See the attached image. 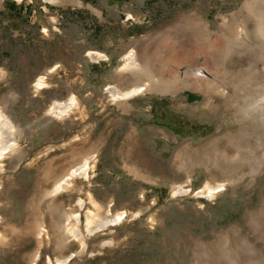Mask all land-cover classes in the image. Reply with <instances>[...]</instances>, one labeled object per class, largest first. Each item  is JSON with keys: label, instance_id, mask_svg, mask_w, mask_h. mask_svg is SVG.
Wrapping results in <instances>:
<instances>
[{"label": "rangeland", "instance_id": "374dc122", "mask_svg": "<svg viewBox=\"0 0 264 264\" xmlns=\"http://www.w3.org/2000/svg\"><path fill=\"white\" fill-rule=\"evenodd\" d=\"M63 1L0 0V100L18 125L21 150L0 174V264H198L197 250L217 248L231 228L260 249L247 222L264 210V154L249 159L254 169L238 170L214 198L195 194L224 177L196 161L204 144L238 125L222 97L214 95V103L178 87L114 101L106 90L119 85L128 49L177 12L199 8L215 28L216 16L241 0ZM88 50L106 58L93 61ZM231 68L243 66L231 61ZM177 69L181 75L184 67ZM41 74L47 86L35 91ZM70 94L79 110L63 118L47 112ZM89 154L88 176L54 192ZM70 207L81 216V231L87 209L95 220L119 212L123 218L86 235L82 247L64 222Z\"/></svg>", "mask_w": 264, "mask_h": 264}, {"label": "bare ground", "instance_id": "6f19581e", "mask_svg": "<svg viewBox=\"0 0 264 264\" xmlns=\"http://www.w3.org/2000/svg\"><path fill=\"white\" fill-rule=\"evenodd\" d=\"M237 5L230 13L216 16L215 28H211L198 11L199 8L177 12L171 20L160 25L157 34L128 49L118 67L119 85L106 86L114 101L154 89L171 92L178 87L201 91L207 100L214 103L217 102L214 95L222 97L224 106L231 109V115L238 120V125L221 137L209 140L202 147V153L196 151L200 153L196 158L198 163L217 169L220 177H225L218 182L210 179L195 191L196 195L207 198H214L225 190L227 180L238 170L248 168L251 171L253 166L249 159L264 154V0H241ZM86 54L93 61L106 58L99 51L88 50ZM231 61H239L243 68H231ZM178 66L184 67L181 75L177 74ZM54 69L50 68L47 73ZM204 70L213 73V79H205ZM45 79L43 74L37 77L35 91L47 86ZM78 108L77 100L70 94L64 101L52 103L47 112L63 118ZM16 124L0 100V174L5 170L6 158L14 160L21 157ZM180 153L178 157L186 155ZM93 158L89 154L80 164L71 167L57 182L54 192L69 188L75 177L86 178L93 166ZM188 190L178 186L177 192ZM77 203L80 207L84 204L82 199H78ZM91 213L89 209L84 212L83 231L79 228L82 221L79 212L70 207L65 215L66 227L82 247L85 246L86 235L101 231L123 218L119 212L104 218L94 217L95 220ZM2 218L0 215V222ZM247 225L248 232L262 241L260 249L251 248L250 243L239 236L238 228H231L230 235L219 236L217 248L210 246L197 250V263L264 264V210L256 216L250 215ZM44 233L45 229L42 228L39 236ZM63 262L56 259L55 263ZM47 264H50V260Z\"/></svg>", "mask_w": 264, "mask_h": 264}, {"label": "trees", "instance_id": "16d2710c", "mask_svg": "<svg viewBox=\"0 0 264 264\" xmlns=\"http://www.w3.org/2000/svg\"><path fill=\"white\" fill-rule=\"evenodd\" d=\"M166 124V123H165ZM175 131V130H174ZM176 133H179L178 131H175Z\"/></svg>", "mask_w": 264, "mask_h": 264}]
</instances>
